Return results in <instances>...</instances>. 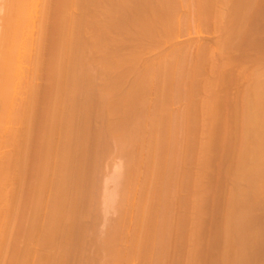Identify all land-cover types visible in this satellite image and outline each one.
Masks as SVG:
<instances>
[{
	"label": "rangeland",
	"instance_id": "1",
	"mask_svg": "<svg viewBox=\"0 0 264 264\" xmlns=\"http://www.w3.org/2000/svg\"><path fill=\"white\" fill-rule=\"evenodd\" d=\"M51 1L52 2H49L51 4L48 5H51V7H46L48 9L45 8V10H50L49 12L51 13L50 20L52 22H49V24H53H50V35H53H49L48 37H52L51 44L53 45H50L53 46L54 49L52 47V49L50 47H46V43L51 42L48 37L46 38V36L48 35L46 33L47 31H49V29L46 31V27L49 25L46 24L47 26L45 27V23H41L42 18L40 19L39 16L42 17V15L40 14H43V12L39 11L40 13H36L38 17L35 18V24L37 27L40 26L38 27L40 29L37 30L36 27V30L34 29L33 31L35 32L34 37L39 39L38 42H42L40 47L38 43L39 50L37 49L36 52L37 57L39 56L38 59H42V62L38 61L39 65H41L40 67L39 65L37 67L39 69L35 77L38 78L32 79L33 81L30 83L37 87L34 89H37L35 93L38 100L36 101L35 98L36 109L34 110V120L32 119L34 124L30 125V132H28V130L26 129L24 131H27V134L29 133L28 136L30 138L32 137L36 142L39 139L38 137L43 136V132H41L43 131L42 127L47 126V124L44 125V123L47 122V117L45 116L47 110L44 108H47L49 104L47 102L49 101V98H46L48 97V94L46 93L47 89H45L47 87V80H45L47 78L45 77L47 76L42 75L46 74L47 71V55H45V53L49 49H51L52 54H54V58L56 57V59H58V65H54L55 72L57 70L56 68L60 69V67H63L65 69V66H61L62 64L60 65L62 59V49L60 51L58 50L61 55L57 54L58 52L56 49H60V47L64 48L63 46L59 45L60 42L65 46L67 44V47L65 48L69 53L67 51L64 53L63 50V55L66 56L68 54L67 60L71 62L68 61V64L66 62L67 60L65 56H63V59L65 58V61L62 59V62L67 63L66 66L70 70H67L66 74H64L66 69L57 70V72L59 73L64 72L63 74L65 76H61L62 73L59 74L61 76L60 78L58 74L55 75L53 81L57 79L56 77H58L60 80L58 79L53 83H56V85H58L57 83L62 79L61 82L65 83V86V81L70 77L71 79L74 78V76L75 81L73 80L74 83L72 82L74 87L70 85L73 91H71V88H69V84H67V87L69 89L66 87V91L65 88H62L65 89V92H61V87H63V84L61 82L59 86H57V88L61 86L60 89L58 88L60 91H58L57 88V90L55 89L54 93L58 91L56 93V95L58 96V93L60 92L59 94H61L62 96L59 95L58 97L59 99L63 98L64 104L63 106L56 105L57 103L60 104L59 99V101L56 100L58 101L57 103L56 101L54 103L53 100H55V97L58 98L57 96L52 99L54 106L56 105V107H61L57 108L61 113L60 115L59 112L56 111L57 109L53 108V110L55 114L58 112L56 114L57 116H55L57 119V123H55L57 125H62V128L58 125V127L61 128H59L61 130V134H59L60 130L55 125L56 127L54 128H57L58 130L53 129L54 133L52 134H54V138L53 136H51V142L54 139L55 141L53 140V144L56 146H61L62 143L66 142L64 133L68 135L66 137L67 142L68 138L70 141V144H67L68 147L66 146V149H71L70 151L67 149L68 153L70 152V154L65 153L66 157H68L65 158L66 160L62 159V161H66V165L68 163V165L71 164L72 167H67L71 168V171L70 169L68 171L71 182H69L70 184L67 183L70 186H68L67 184L64 185L65 187L67 185L68 189L70 187L68 191L64 189L66 190V193H69L70 195L69 197L67 196V199L66 195H64L65 197L62 196V199L64 197L66 200V205H68L67 207L64 202L61 201V199L60 202H62L63 204H60L65 205V210H67L70 207L69 203L74 200L73 198H75L76 201L80 197L79 200H81L82 202H79V200L77 201L78 204L76 202L75 206L80 205L81 203L79 207L77 206V210H74L72 207H70L71 212L74 210V212L77 211V213H71L69 209L67 210L68 214L65 215L66 212L64 211V207H62V211L65 212H62L63 214L60 213V215H62V218H59L58 216L59 220H57L54 217V221L57 222V225H62L61 227H57L55 225L57 229L61 228L59 229L60 231L57 230V233L59 235L54 232L56 231V228L54 225L50 226L49 221L53 220V214L51 213H53V209L58 206V199H56V197L59 198V196H55L57 192L55 193L53 190L56 189L57 191V187L59 186V184L57 183V178L59 175L58 167L60 164L57 163H59L60 161L59 158L61 154L58 155L59 151L57 152L55 146L54 148L56 150H52L53 145L51 144L52 148H49L52 150V152L49 150V152L51 153L50 157H48L49 155H47L48 159H46V157H44L45 159L43 158L44 166L46 165L45 161L47 163V166H50H45L46 169H44L41 167V164V168H39L42 171L44 170L45 173L41 170L37 172V169H39L37 167L38 162H41L40 159L42 158L41 155L40 157H38V155L41 154V150H44V146H42V141L40 142L41 139H39L40 143H34L33 139L31 138V140L29 138L27 140V143H25L27 149L25 148L24 150V153H26L25 156H27L24 158L21 155L22 159H20V162L22 160V163L20 164L24 165L23 168H21L24 170V172L20 174V187L23 188L19 190L22 192V194H19L21 196H19L20 202H17L18 209H21L20 211L14 209L13 211L12 208L14 207L10 208L11 204L14 206L16 203L14 204L12 202L13 200H11L12 196L10 194H7V196H11L7 198L9 199V201H7L9 203L7 204L9 206H2L3 208L7 206L6 209H12V211L10 210L12 213L10 211L9 214L3 212L4 209L0 208L3 212V214H1L0 211V216H5L7 214V217H9L8 215H10V213L12 216L9 217L10 219L8 218V223H5V221L7 220H4L3 216H1L2 218L0 217V223H3L2 220H4V223L7 226L9 224L11 226L13 224H16L14 221L15 217L13 218L16 211H19L16 214L18 218L16 217L15 219L16 222H18L16 224V227L12 226V228H18L19 224H22V222L24 223L25 221L27 222L23 224V226L30 223V220L28 223V218L30 219L31 211H26L30 210L31 205L29 203H31V200H34L35 194L32 193V189L34 188L33 186H35L34 183L37 181V183L43 189L45 180L40 181V178H47L45 182L46 185L44 186L45 189L40 190V193H42V191L44 192L42 193L43 195L38 193V195L42 196H39V199L44 200L45 203L41 201L43 204H41L40 210H37L38 212H36L35 214L36 216H38V218L35 216V222L37 221L40 224L36 222V226L34 228L38 229H35V231L37 230L36 232L31 231L30 235L32 234V237H30L29 235L26 236L25 231L27 230L25 229H28L27 226L29 225H27L26 228L21 225L20 229H22V231L20 229L14 230L17 233L20 230L19 236H21V234L23 236V238H18L15 236V234L13 235L15 237L11 236V229H6V232L8 231L10 233V236L6 232L2 231L4 230V228H2L3 226H1L3 224H0V228H2V230L0 229V232H3L1 234L6 233V235L11 238L10 241V238L8 239L6 235V237L4 235H0V238H7V240H5L4 238V243H2L3 241L0 240V244H2V246L6 245L5 248L4 246L2 247L0 245L2 247L0 248V252H2V249H5L3 252L6 253H1V256H3V259L2 257H0L1 264H12L13 262H15L14 259L16 260V258H13V261L10 259H12V257H15L14 254H16L17 251L13 248H16L17 246L20 249V252H28V256L25 253V257L27 256V258H25V261L23 256V259H21L23 260V262H21H25V264H43L44 262H46V264H59L60 262L62 264H73V262L74 264H264V0H71V3H74L71 5L69 4V6H71L67 7L69 9V12H64V15L67 14L69 16V18L67 17V19L69 22H71L69 23L67 21V23L69 24H67V26L72 32L68 30V39L65 38V35V37L61 38V40L58 39L59 37H61V26L57 23H59L58 16H64L63 14L59 15L60 13H63V10L61 11L60 9L62 6L60 5L62 1L59 0L61 3H58V0ZM0 2L3 1L0 0ZM1 4H4V2L0 3V5ZM169 9L172 10V12ZM175 10L178 11V13ZM2 11H4L3 7L0 8V16L4 15ZM170 12L174 13L177 18H175L174 14H171ZM186 13H189L191 17L195 18H197V15H199L198 17H200L201 20L197 18L199 20L198 22H202V19H205L203 22L204 24L205 22L210 23L211 21L213 26L211 25V23L209 26V23H206L205 26H208V29L206 27L207 30L205 29L204 25H200L201 29H199L198 27L199 30L197 31V28L195 30L191 25L193 31H190V26L188 25V27H186V25L188 24L187 22L191 24V17L189 16V19ZM193 14L196 15L194 16ZM172 16H174L173 22H171L173 19ZM186 16L188 18H186ZM2 17H0L1 21ZM181 17L183 18V21L189 19V21L187 20V22H185V27L189 29V32L186 29L187 33L183 32L185 31V29H183L184 26H182L183 23H179L182 22ZM38 18L41 22L37 20ZM44 21L46 22V19H44ZM175 21L180 24L176 25L177 32L179 31L178 29H180L181 26L183 29L182 32H179L178 34L171 33L175 30H172V25L176 24ZM1 25L2 23L0 24V27ZM57 25H59L60 27ZM176 26L174 28H176ZM178 26L180 27L178 28ZM202 27H204V29ZM56 30H58L59 32ZM236 30L239 32H236ZM40 31L42 32V34L40 33L41 35H45L44 37L39 36ZM57 32L59 33V35ZM69 34L71 38L69 37ZM172 34L175 37H173ZM157 35H160L159 38H161V35H164V37H162L165 38L166 35L165 39L169 40H166V43L163 44L162 41H164L165 39H161L162 41L158 40L160 44H157L155 43L158 42V38H156L158 37ZM40 37H42V40ZM154 38L156 39V41ZM235 38L238 40H236ZM259 38H261L262 41ZM64 39L67 40L68 43L66 42V44H63L62 41H64ZM57 40H60L59 44ZM197 40H199L201 43L197 42ZM151 41L154 42L152 43ZM193 41L198 44L196 46L193 45L192 47L193 43L191 42ZM56 43L58 44V48ZM154 43L157 45H154ZM188 43L189 45H187ZM206 46L207 50H204ZM177 47L183 50L180 49L178 50V52L176 51L178 49ZM185 47L191 50L194 48L198 50L201 47L198 52L200 50L203 51L202 53L196 52L197 50L195 49V52L194 50L187 51ZM208 47L210 48V50L208 49ZM174 49H176L175 51L177 53L174 52ZM224 49L227 52H225ZM243 50L246 52H244ZM38 51H40V54ZM180 51L191 52L192 54L188 53V55L186 54L185 56H182L181 53L183 54V52L180 53ZM210 51H212V54L210 53L209 55L208 52ZM194 53H198L203 61L206 59L204 62L201 60L200 63L197 62L199 66L198 64L196 65V61L199 58H197V60L194 62L195 64L193 62L190 63L189 61L195 60V58L197 57H194ZM200 53L203 55H201ZM55 54H57L58 56H55ZM206 54H208L209 56ZM69 55L71 56V58L69 57ZM221 55L224 58L222 59L223 62H225L226 59L227 62L228 60L230 61V56H232L233 58L235 57L234 59L237 61L233 59L231 60V62L233 61L234 64L241 65V67L239 65L238 67L242 68L243 70L245 69L244 72H240L242 74L241 77H235L236 79L238 78L237 80H234V76L231 73L230 77L233 76V81H237L236 83L233 81H224L226 77L230 80V77L227 76V73L229 72L230 74L231 70H233L234 68H229L230 66H227L229 68V70H227L228 68L225 66L227 69L224 68V70L228 71H226L227 75L225 76V72L223 68H221V66L223 65L221 63L223 62L221 61L219 63L218 60L222 58ZM224 55L226 58L224 57ZM164 56L165 61L167 60V64H163V66L162 62L160 63V61L162 60L160 58ZM166 56H170L172 58V64L176 62V64H173L174 68L170 67V61L172 60L166 59ZM211 56L213 59L211 58ZM209 58H211V63L212 60L214 61V59H217L216 62L214 61V67L218 65V63L221 64L215 67L217 70L214 69L212 70V72H210L211 68L208 69L210 64L208 65L207 62V60H210ZM157 61L159 62L157 63ZM187 61L189 62L187 63ZM177 62H179L181 66L178 65ZM65 63L63 65H65ZM163 63L165 62L163 61ZM181 63H185V65H183L185 67H188L190 64L194 68L195 65L198 72L194 71V69H192V67L190 66V68L183 67ZM55 64H57V60L55 61ZM172 64L171 66H173ZM224 64H226V62ZM72 65L75 66L73 67ZM211 65L213 66V63ZM204 66L206 67L205 70ZM181 67H183V71L180 69ZM232 67L235 66L233 65ZM41 69H45L46 71ZM74 69L81 75L75 72ZM184 69L187 70L185 71ZM188 69L189 71L190 69H192V73L194 75H196L195 73L197 72L198 76L196 75L192 77L191 75L193 74H190V71L188 73L190 74V77H186V72H188ZM71 70H73L74 72H71ZM169 70L171 71L169 72ZM234 70L232 71L233 73H236L237 75L240 74L237 73V70L239 71L240 69H236V71ZM41 71H43V73ZM100 71L101 73H99ZM181 71L182 73L184 72V77H177L179 75L178 72L181 73ZM200 71L201 73H199ZM208 71L213 74L211 75ZM220 71H222L221 76L224 75V79L220 80L222 81V85H217L216 83V86L214 88L215 84L213 83L215 82L213 81V79L215 80L216 74H220ZM248 71L250 74L247 73ZM86 72L88 73L86 74ZM67 73H69V76ZM72 74H74V76H72ZM171 75L173 78L170 77ZM217 76L219 77L220 75ZM158 77L161 78L159 79ZM191 77L195 79V81ZM84 78H88L89 81ZM209 78L211 81L209 80ZM71 79L67 80V83H69ZM205 80L207 85L209 83H212V89L210 88V86L209 89L207 85L206 87L208 88V90L204 85L201 86L202 83L205 84L203 82ZM197 82L199 83L198 85ZM72 83L70 82V84ZM85 83L86 85L89 83V85L86 86ZM44 86L46 87L44 88ZM200 86L202 88L204 86L205 88H203L202 90ZM26 88L27 86L25 87V89ZM25 89L20 91L25 92L28 88L26 90ZM76 91L77 93H75ZM43 93L46 94V96ZM23 95L25 96L26 93H24ZM82 95H85V97ZM24 96L23 98L21 97V100H24ZM43 96H45L44 99ZM41 97L45 101H43ZM65 98L67 100H70L72 98L73 100L71 99V102L69 100L64 101ZM21 100H19V102H21ZM84 100L86 102H83ZM49 102L52 103L51 101ZM60 102H62V100ZM69 102L73 106L71 104L69 105ZM45 104L47 105V107H44ZM79 105L81 106V108ZM66 106H68V109L70 108V113ZM82 109L84 110V112L82 111ZM41 111L45 112L44 117H42L43 113ZM38 112L42 113V115L39 116L40 113ZM79 112L81 114L84 113L85 115L83 114L84 116H82ZM97 113H99V115H97ZM256 114L258 116H256ZM58 115L60 116V118H62L61 121L59 120L60 118L58 119ZM78 116H81L82 118ZM39 117H42L41 119H44L40 120ZM256 118L258 119V121ZM68 119L69 121H67ZM58 120L61 122V124L60 122H58ZM83 125L86 128H84ZM66 126H70L68 127L69 130ZM14 127L17 128L16 125H13V127L11 128H13L14 130ZM36 127L37 129L33 130ZM79 127H81L80 130ZM7 128L9 130V125ZM66 129L68 130L67 132ZM255 129L258 132H256ZM85 132L89 135L84 134ZM100 132L103 133V135ZM104 132L106 135L104 134ZM81 133L83 136H85L82 139L84 141L81 140L79 143H77L80 137H82ZM93 134L94 136H92ZM99 136L101 137V139ZM97 137L99 140L97 139ZM128 139L130 141H128ZM31 142L33 143V145L41 144L40 146L34 145L37 147V150H40V147L43 148L40 151H34V149L36 148H34ZM82 142L84 144L86 143L83 146H86L87 148L80 147L82 146ZM122 145L123 147H121ZM7 147H4L3 150H0L9 153L12 146L10 145L11 148ZM96 147L99 149H97L98 151L96 150ZM80 148L85 149H82V151H85V153L80 154L86 155H84V157L86 158L82 159L85 161L84 168H86L84 170L86 172H83L84 170H81L79 172L77 171V169L79 168L78 165L82 164L80 163L81 156L78 159L79 164H77L78 156L76 155L81 152ZM118 150L119 152H117ZM29 151H31L32 153L36 152L35 154L38 158L35 157V154L33 155ZM49 152L48 154H50ZM96 152H98V154ZM56 155L57 157H55ZM47 160L52 162H48ZM56 161L57 163H55ZM62 161H60V163ZM103 161H105L106 163H103ZM114 164H116V166ZM55 165L58 166L56 167ZM113 165L115 166V168L119 166V169H115ZM29 167L31 169H29ZM54 167H56L57 170ZM74 167L76 169H74ZM81 167H83V165H81L80 168ZM47 168H51L50 170L53 173H51L49 169L47 170ZM30 170L33 172H30ZM114 170L118 171L119 174H116L115 172V174L113 175L111 172L113 171L114 173ZM41 172L47 174V176L45 175V177H43V174L38 176V174H41ZM74 173H85V175L80 174L84 177V179L80 175H76V178L81 177V184L84 183L82 184V187L80 186L81 184H79V182V186L76 185L78 179H74L76 183L75 185H72L74 184L72 183V179L75 178L72 177L75 176ZM109 174H112L113 182L114 179H116V183L114 182L113 184L111 179L110 183L107 182V177H109ZM115 175L118 179L116 177H113ZM24 177L25 179H23ZM27 177L29 179H27ZM37 178L39 181L36 180ZM53 179L54 181H52ZM104 179L107 183H105L106 186L104 184ZM30 181L32 182L30 183ZM78 181H80V178ZM22 182H25V185ZM39 182L42 183V185ZM72 186L78 187V189L76 188L77 191L75 187ZM31 187L33 188L31 189ZM25 188L30 191H27ZM73 188L75 189V191ZM10 189L11 186L7 187V190H9L7 191V193H12L10 192ZM69 191H72V195L75 192L74 196L77 195L79 197L77 199V196L72 197L71 192ZM106 191H109L108 194L106 193ZM78 192L81 195L76 194ZM31 195L33 196V198ZM106 195L112 197H107L104 199L103 196L106 197ZM22 197L28 199H21ZM71 197L73 200L71 199ZM55 201L56 203H54ZM23 202L26 205H23ZM73 203L74 202H72V204ZM55 204L57 205L55 206ZM51 207L53 209H51ZM50 209L52 212H50ZM49 214H51L52 216H50ZM26 215L28 217H26ZM73 216L75 217L73 218ZM11 218H13V220ZM24 218L27 220H25ZM62 219L67 220L68 222L70 221L69 224H67L65 227L69 226L72 222L73 226L71 225V233L70 226L69 230L67 228V231H69L67 232V234L73 235L70 236V240L72 242L69 241V238L68 240H66L65 237L68 236H63V234H61L63 233L62 229L65 228L64 224L67 223V221H63ZM73 219L76 221H73ZM12 221L14 223H12ZM80 224L83 226V230H81L82 226ZM10 225L8 227H11ZM45 225L48 226L47 231L49 227H52V232H54L51 233L52 236L53 234L54 236L57 234L54 240V236L51 238V241L50 239L47 240V237L49 236H47L48 234L45 233V227H47ZM40 226L41 228H39ZM53 229L55 230L53 231ZM50 230L51 228L49 229V232H47L49 233V235ZM13 233L14 232L12 231V234ZM28 236L30 237V240ZM15 238L17 241L20 240L21 242L18 241L20 242L18 243ZM31 238L32 241L34 240L32 243H30ZM39 238H41V241L39 240ZM15 243H17L18 245H15ZM61 244L63 246H61ZM13 245L15 247H13ZM23 247L24 249L27 248L26 251L23 249ZM78 247L81 249H79ZM60 248L62 249V251ZM8 249L11 251H9ZM6 250H8L9 252H7ZM51 250H54L53 253ZM15 251L16 253H14ZM63 251L64 253L67 251V254H64ZM20 252L16 254V257L18 254H20ZM11 253L13 256L11 255ZM71 253L73 254V257ZM23 254L21 253L20 255ZM45 254L48 258H44ZM62 256L67 258H65L63 261L64 257ZM59 257H62L61 260L63 262L59 261ZM51 258H54V262ZM47 259H49L50 263L49 261H47ZM66 259L68 261H66Z\"/></svg>",
	"mask_w": 264,
	"mask_h": 264
},
{
	"label": "bare ground",
	"instance_id": "2",
	"mask_svg": "<svg viewBox=\"0 0 264 264\" xmlns=\"http://www.w3.org/2000/svg\"><path fill=\"white\" fill-rule=\"evenodd\" d=\"M3 2H4V4H1L0 6H2L3 8H4V11H2L3 13H4V15H2V16H0V17H2V21H1V18H0V24L2 23V25H1V29H0V149L1 150H3V148L4 147H7L9 144L12 146V148L10 147V145L8 146V147H10L11 148V150H10V152L8 153V152H3V151H1L0 152V208H2V209H4L3 210V212H6V213H8L9 214V211L11 210L12 211V209H13V211H14V209L15 210H19L20 211V209L21 208H19L18 209V203L20 202V195L19 194H22V192L20 191L21 190V188H23V187H20V180H21V173L22 172H24V170L23 169H21V168H23V166L24 165H22V164H20V163H22V160H21V162H20V159H22L21 158V155H22V157H26L25 156V154L26 153H24V150H25V148H26V144L25 143H27V140L30 138L29 136H28V134H27V131H24L25 129L26 130H28V132H30L29 130H30V125H33L34 123H33V116H34V110L36 109L35 108V98H36V90L37 89H34V88H37L35 85H33V84H30L33 80L32 79H36V78H38V77H35L36 75H37V72H38V69L39 68H37L38 67V65H39V62L42 60H39L38 59V57H37V55H36V52H37V49H38V43H39V47L41 46V44H42V42L40 43V42H38V40L39 39H37L36 37H34V29L37 27L36 26V22H35V18L36 17H38V15L36 14L37 12H39V11H42L43 12V14L41 13L40 15H42V17H40L39 16V18L42 20V22L39 20V18L37 19V20H39V22H41V23H45V27L47 26V25H49L50 26V24H49V22H52L50 19H51V17H50V15H51V13L48 11V10H45V8L46 7H51V5L50 6H48L49 4H51V3H49V2H52L51 0H2ZM59 1V0H58ZM60 1H62V3L60 2ZM58 3H61L60 5H62L61 6V11L63 12V13H60V12H58V13H60L59 15H61V14H65L66 12L68 13L69 11V9L67 8V7H71V6H69V4L71 5V4H73V3H71V0H70V3H69V0H60ZM3 2H0V3H3ZM39 2H40V4H39ZM187 4V3H186ZM4 5V6H3ZM58 5V4H57ZM59 5V6H60ZM189 5V4H188ZM59 6H57V7H59ZM179 6V5H178ZM2 7H0V8H2ZM172 7V6H171ZM180 8V7H179ZM188 8V7H187ZM46 9H48V8H46ZM181 9H182V7H181ZM181 9H178V10H181ZM2 10V9H1ZM58 10V9H57ZM67 10V11H66ZM170 10V9H169ZM174 10V9H173ZM176 10H177V8H176ZM175 10V11H176ZM187 10V9H186ZM191 10V9H190ZM59 11V10H58ZM171 12H172V10H170ZM44 12H45V15H44ZM65 12V13H64ZM170 12V13H171ZM177 13H178V11H176ZM183 12H184V10H183ZM186 12V11H185ZM40 13V12H39ZM182 13V12H181ZM196 13V12H195ZM171 14H174V13H171ZM171 14H170V17H171ZM187 14V16L189 17H191V15L189 14V13H186ZM186 14H184V15H186ZM67 15V14H66ZM64 15L63 17H60V16H58V19H59V23H57V24H59L60 26H61V28H60V31H61V37H59L58 39H60L61 40V38H63V37H65V35H66V39H68L67 37V33H68V30H69V27L67 26V21H68V19H67V17L69 18V16L67 15ZM176 15H180V14H176ZM194 15V14H193ZM196 15V14H195ZM194 15V16H195ZM70 16H72V15H70ZM174 16H175V14H174ZM174 16H172L173 17V19H172V21L171 22H173V20H174ZM186 16V18H188ZM199 15H197V18H199L200 20H201V18L200 17H198ZM60 17V18H59ZM168 17V16H167ZM183 17V16H182ZM181 17V18H182ZM190 17H189V19H190ZM62 18V19H61ZM175 18H177L176 16H175ZM180 18V17H179ZM197 18H195V17H191V19H190V21H191V24L189 23V22H187V20L189 21V19H187V20H185V21H183V18H182V22H179L180 24H182L183 23V25L182 26H184V28L183 29H185V31H183V32H185V33H187V31L189 32V29H187L186 27H188V25L190 26L189 28H191V25L193 26V28L196 30V28H197V31L199 30V29H201L200 28V25H204V27H205V29H206V27H207V29H208V26L210 25V23H211V21H210V23L209 22H205V24L206 23H209L208 24V26L206 25L205 26V24L203 23L204 22V20L205 19H202V22L200 21V22H198L199 20L197 19ZM204 18V17H203ZM44 19H46V22L44 21ZM61 19V20H60ZM71 19V18H70ZM230 19V18H229ZM36 20V21H37ZM63 20V21H62ZM176 20V19H175ZM179 21V20H178ZM232 21V20H231ZM60 22H62V23H60ZM69 22V21H68ZM71 22V21H70ZM69 22V23H70ZM176 22V21H175ZM185 22H187L188 24L186 25V23ZM219 22V21H218ZM217 22V23H218ZM222 22V21H221ZM86 23V22H85ZM179 23H177L176 22V24H173L172 26H173V29L172 30H174V31H176V32H171V33H179V32H182V26L180 27V26H178V28L180 27V29H178L179 31L177 32V24H179ZM200 23V24H199ZM47 24V25H46ZM172 24V23H171ZM179 24V25H180ZM40 25V24H39ZM51 25H53V24H51ZM59 25H57V26H59ZM69 25V24H68ZM71 25V24H70ZM169 25V24H168ZM185 25H186V27H185ZM211 25H212V23H211ZM42 26V25H41ZM49 26H47L46 27V31L49 29V31H47V33L46 34H48L47 36H46V38L50 35V29H51V26L49 27ZM59 26V27H60ZM176 26V28H174ZM213 26V25H212ZM211 26V27H212ZM38 27H40V26H38ZM37 27V30L38 29H40V28H38ZM44 27V28H45ZM59 27H58V29H59ZM171 27V26H170ZM198 27H199V29H198ZM204 27H202L203 29H204ZM43 28V29H44ZM57 28V27H56ZM71 28V27H70ZM73 28V27H72ZM193 28H191L190 29V31L193 29ZM220 28V27H219ZM25 29V30H24ZM42 29V30H43ZM186 29H187V31H186ZM206 29V30H207ZM210 29V28H209ZM233 29V28H232ZM36 30V29H35ZM41 30V31H42ZM169 30V29H168ZM194 30V31H195ZM211 30V29H210ZM39 32V34L41 33L42 34V32ZM45 31V30H44ZM56 31H58V30H56ZM70 32H72L71 30H69ZM159 31H161V30H159ZM159 31H158V33H159ZM193 31V30H192ZM227 31V30H226ZM52 32H53V30H52ZM51 32V33H52ZM59 32V31H58ZM57 32V33H58ZM225 32V31H224ZM236 32H239V31H237L236 30ZM235 32V33H236ZM38 33V32H37ZM45 33V32H44ZM227 33V32H226ZM38 34V35H39ZM39 35V36H43V35ZM72 34V33H71ZM153 34V33H152ZM164 34V33H163ZM166 34V33H165ZM173 34H172V36H173ZM228 34V33H227ZM226 34V35H227ZM53 35V34H52ZM52 35H50V36H52ZM58 35H59V33H58ZM154 35V34H153ZM156 35V34H155ZM225 35V34H224ZM231 35V34H230ZM238 35V34H237ZM35 36H37V35H35ZM38 36V37H39ZM45 36V35H44ZM43 36V37H44ZM158 36V35H157ZM160 36V35H159ZM159 36L158 37H156V38H158L157 39V41L159 40V41H162V40H164L165 38H166V35H165V38H163L164 37V35H161V38H159ZM163 36V37H162ZM235 36V35H234ZM260 36V35H259ZM54 37V36H53ZM56 37H57V35H56ZM69 37H70V34H69ZM173 37H175V36H173ZM223 37V36H222ZM230 37V36H229ZM233 37V36H232ZM237 37V36H236ZM239 37V36H238ZM258 37V36H257ZM41 38V40H42V37H40ZM52 38V37H51ZM50 37H48V39H50V41L52 40ZM71 38V37H70ZM167 38H168V36H167ZM231 38V37H230ZM155 39V38H154ZM162 39V40H161ZM233 39V38H232ZM236 39V38H235ZM234 39V40H235ZM260 40H261V38H259ZM60 40H57L58 41V44H59V42H60ZM150 40V39H149ZM166 40H169V39H165L164 41H162L163 42V44L164 43H166ZM191 40H194V39H191ZM223 40V39H222ZM236 40H238V39H236ZM49 41V42H50ZM70 41V40H69ZM155 41H156V39H155ZM155 42V43H159L160 44V42ZM171 41V40H170ZM217 41V40H216ZM262 41V40H261ZM264 41V40H263ZM45 42V41H44ZM46 42H47V39H46ZM55 42V41H54ZM63 42V44H66V42H67V40H65L64 39V41H62ZM65 42V43H64ZM152 43L154 42V41H151ZM188 42H189V40H188ZM197 42H199V43H201L199 40H197ZM214 42V41H213ZM233 42V41H232ZM241 42V41H240ZM52 43V41L50 42V43H46V47L47 48H53L54 49V47L53 46H51V45H53V44H51ZM68 43V42H67ZM154 43V45H157V44H155ZM191 43H193L192 44V47H193V45H197L198 43H196V42H191ZM191 43H190V46H191ZM228 43V42H227ZM234 43V42H233ZM236 43V42H235ZM258 43H261V42H258ZM48 44H49V46H48ZM51 44V45H50ZM58 44L56 43V45H57V48H58ZM263 44V43H262ZM56 45H54V46H56ZM59 45H61V46H63L64 48H61L60 47V49H56L57 50V52H55V53H57V54H59V55H61L62 54V59H63V56H65V55H63L66 51H67V49L65 48V47H67V44H66V46L65 45H62L61 44V42H60V44ZM70 45V44H69ZM153 45V44H152ZM175 45V44H174ZM173 45V46H174ZM186 45V44H185ZM187 45H189V43L187 44ZM200 45V44H199ZM71 46V45H70ZM84 46V45H83ZM144 46V45H143ZM194 46V47H195ZM205 46V45H204ZM261 46V45H260ZM179 47V46H178ZM177 47V48H178ZM183 47V46H182ZM189 47V46H188ZM191 47V48H192ZM202 47V46H201ZM201 47L199 48V49H201ZM213 47H214V45H213ZM230 47H232V46H230ZM51 48V49H52ZM83 48V47H82ZM203 48V47H202ZM206 48V49H205ZM204 48V50H207V46ZM212 48V47H211ZM217 48H218V44H217ZM262 48V47H261ZM43 49V48H42ZM41 49V50H42ZM51 49H46V50H48L46 53H45V55H47L46 57V59H47V61H46V70L45 69H41V70H45L46 71V74H42L43 73V71H41L42 73V75H46L47 77H45V76H43V77H45V78H47V79H45V80H47V87L46 86H44V88L45 89H47V91H46V93L48 94V97H46L47 99L49 98V101H51L52 103H50L49 101H47L49 104H48V107H47V105L45 104L44 105V107H47V108H44V109H46V110H44V111H46V113L45 112H42L43 110V107H42V113H43V116L42 117H44V113H45V116L47 117H45L46 118V120H47V122L46 123H44V125L45 124H47V126H44V127H46V128H44V127H42L43 128V131H41V132H43V136H40V137H38L39 139H41L40 140V142L42 141V146H44V150H41L42 148L40 147V150H41V154H39L38 155V157H40V155H41V159H40V161L41 162H38V165L37 164H35V165H37V167L39 168L40 166H41V164H42V168H44V169H46V167H49L50 165H48L47 166V163H46V161H45V166H44V162H43V158L44 157H46V159H48V157H50V155H51V153L49 152V150L52 152V150L53 149H55L54 148V146L56 147V149H57V152H58V155L59 154H61L60 155V161H62V159L64 160L65 158H67L66 157V154L65 153H68V151H67V149H66V146L68 147V145L67 144H70V141H69V138H68V142H67V134L66 133H64V138H65V143H62V145L61 146H59L58 144V146H56V145H54L53 144V140H52V142H51V136H53L54 134H52V133H54L53 132V129H55L54 127H56L57 126V128L59 129L62 125H59L60 127H58V125L56 124L57 122H56V117L55 116H57L56 114L59 112L58 111V109L57 108H59L61 105L63 106V104H64V102H63V98L62 99H59V95H61V94H59L58 93V96L56 95V93L58 92V91H60L59 89H60V87H58L57 88V86H59V84H60V82L62 81V79H61V81H59L57 84L58 85H56V83L54 84L53 82L54 81H56V80H58L61 76H65L64 74H66V71L67 70H70L69 68H67V66H66V64L68 63V61L69 60H67V55L65 56V58H66V62L67 63H65V62H62L63 60L65 61V58L62 60L61 58V62H60V65L61 66H65V69L63 68V67H60V69H63V70H65V73L63 74L62 72V74L61 73H59V72H57V70H60L59 68H56L57 70H56V72L54 71L55 70V66H57L58 65V59H56V57L54 58V54H52V52H51ZM62 49V50H61ZM71 49V48H70ZM181 49V48H180ZM179 48L176 50V49H174V52H176V51H178V50H180ZM185 49H187L186 47H185ZM189 49V48H188ZM187 49V51H192V50H197L196 48H194V49H189L188 50ZM198 49V50H199ZM208 49L210 50V48L208 47ZM227 49V48H226ZM259 49V48H258ZM263 49H264V45H263ZM262 49V50H263ZM39 50V49H38ZM55 50V51H56ZM61 50V54H60V52L59 51ZM63 50H64V53H63ZM176 50V51H175ZM181 50H183V49H181ZM195 50H194V52H195ZM198 50L196 51V52H198ZM212 50V49H211ZM225 50V49H224ZM43 51V50H42ZM203 51V50H202ZM202 51L200 50L199 52H201L202 53ZM218 51V50H217ZM216 51V52H217ZM220 51V50H219ZM244 51V50H243ZM264 51V50H263ZM39 52V54H40V51H38ZM68 52V51H67ZM179 52V51H178ZM181 52H183V51H180V53ZM198 52V53H199ZM225 52H227L226 50H225ZM225 52H224V54H225ZM239 52V51H238ZM244 52H246V51H244ZM49 53V54H48ZM53 53H54V51H53ZM69 53V52H68ZM177 53V52H176ZM188 53H190V54H192L191 52H183V54L181 53V55L182 56H185L186 54L188 55ZM197 53V54H198ZM200 53V54H201ZM205 53V52H204ZM209 53V55H210V53L212 54V51H210V52H208ZM214 53V52H213ZM220 53V52H219ZM218 53V54H219ZM222 53H223V51H222ZM221 53V54H222ZM241 53V52H240ZM38 54V53H37ZM57 54H55V56H58ZM196 53H194V57L195 56H197L196 58H195V60H189L190 61V63H194L196 60H197V58H199L197 61H196V65L198 64L197 62H199L200 63V60L201 61H203V59L201 58V56H199V54L197 55ZM228 54V53H227ZM242 54V53H241ZM241 54H240V56H241ZM246 54V53H245ZM258 54V53H257ZM262 54V53H261ZM264 54V53H263ZM41 55H42V53H41ZM40 55V56H41ZM71 55V54H70ZM69 55V57L71 58V56ZM174 55H175V53H174ZM201 55H203V54H201ZM206 55H208V54H206ZM208 55V56H209ZM223 55V54H222ZM221 55V56H222ZM191 56V55H190ZM205 56V55H204ZM230 56V55H229ZM137 57V56H136ZM135 57V58H136ZM167 58L166 59H168V60H172V58L169 56H166ZM176 57V56H175ZM189 57V56H188ZM192 57H193V55H192ZM192 57H191V59H192ZM216 57H217V54H216ZM219 57V56H218ZM224 57H225V55H224ZM231 58H229V59H231V60H233L234 58L232 57V56H230ZM264 57V56H263ZM41 58V57H40ZM57 58H59V57H57ZM160 58V57H159ZM165 56L164 57H161L160 59H162L161 61H160V63L162 62V65L164 64V65H166L167 63H166V61H165ZM171 58V59H170ZM174 58V57H173ZM185 58V57H184ZM211 58H212V56H211ZM211 58H209L210 60H207V62H208V65L210 64V66H209V68L208 69H210V72H212V70H214V69H216L215 67H217L218 65H221V64H223L224 65V67H223V65L221 66V68H223V70H224V68L225 69H227L228 67L227 66H230L229 68H234L233 70L234 71H236V69H240L239 71L237 70V73H242V72H244V70L242 69V68H240L241 67V65H239V64H234V62L232 61L231 62V60L229 61L228 60V62H227V59L225 60V62H226V64L228 63L229 64V62H230V64L228 65H226V64H224L225 62H223V60L222 59H224L223 58V56H222V58L221 59H218L219 60V63L222 61L223 63H221V64H219L218 63V65H216L215 67H214V63L216 62V60L214 59V61L212 60V63H213V66L211 65L212 63H211ZM226 58V57H225ZM228 58V57H227ZM38 59V60H37ZM45 59V60H46ZM57 60V64H55V61ZM194 59V58H193ZM213 59V58H212ZM240 59V58H239ZM258 59V58H257ZM36 60H37V62H36ZM77 60V59H76ZM140 60V59H139ZM206 60V59H205ZM204 60V61H205ZM235 60V59H234ZM263 60V59H262ZM39 61V62H38ZM60 61V60H59ZM75 61V60H74ZM78 61V60H77ZM77 61H76V64H77ZM159 61H157V63L159 62ZM163 61L165 62V63H163ZM176 61V60H175ZM174 61V62H175ZM189 61H187V63L189 62ZM203 61V62H204ZM235 61H237V60H235ZM42 62V61H41ZM69 62H71V61H69ZM171 62H173V60L172 61H170V63ZM210 62V63H209ZM255 62V61H254ZM38 63V64H37ZM65 63V65H63ZM159 63V64H160ZM178 63V65H180V63L179 62H177ZM186 63V64H187ZM256 63V62H255ZM41 64H44V63H41ZM69 64V63H68ZM70 64H73V63H70ZM75 64V63H74ZM172 64V63H171ZM171 64H170V67L172 68H174V65L173 64H176V62L175 63H173L172 65L173 66H171ZM182 64V63H181ZM195 64V63H194ZM194 64H192V65H194ZM205 64V63H204ZM204 64H202V65H204ZM55 65V66H54ZM163 65V66H164ZM169 65V64H168ZM167 65V66H168ZM177 65V66H178ZM183 65H185V63H183L182 64V66ZM202 65H201V67H202ZM235 66V67H232V66ZM238 65L240 66V67H238ZM257 65H259V64H257ZM41 65H39V67H40ZM43 66V65H42ZM73 66V65H72ZM75 66V65H74ZM73 66V67H74ZM181 66V65H180ZM189 66L190 67H192V69H194V71H197V69H196V67H195V65H194V68H193V66H191L190 64H189ZM188 66V67H189ZM198 66H199V64H198ZM212 66V67H211ZM227 68H226V67ZM44 67V66H43ZM69 67V66H68ZM78 67V66H77ZM183 67H185V66H183ZM183 67H181L180 69L183 71ZM188 67H185V68H188ZM189 67V68H190ZM205 67V66H204ZM214 67V68H213ZM237 67V68H236ZM170 68V69H171ZM219 68H220V66H219ZM229 68L227 69V70H229ZM245 68V67H244ZM192 69H190V71H189V69H188V72H186L187 73V75H186V77H190V74H193L192 72ZM196 69V70H195ZM202 69V68H201ZM206 69V67L204 68V70ZM207 69V70H208ZM242 69V70H241ZM249 69V68H248ZM63 70H61V71H63ZM75 70V69H74ZM172 70V69H171ZM171 70H169V72L171 71ZM185 70V69H184ZM187 70V69H186ZM185 70V71H186ZM203 70V69H202ZM217 70V69H216ZM226 70V71H227ZM231 70V69H230ZM233 70H231V72H230V74H229V72L226 74V71L224 70V72H225V76L227 75L228 77H230V75H231V73H232V75L234 76H232L233 78H234V80H237L235 77H241L242 76V74L240 73V74H236V73H233L232 71ZM174 71V70H173ZM176 71V70H175ZM178 71H179V68H178ZM182 71H181V73L180 72H178V74L180 75H178L177 77H184V75H183V73H182ZM246 71H247V68H246ZM71 72H74L73 70H71ZM75 72H77L76 70H75ZM85 72V71H84ZM190 72V74H188ZM198 72V71H197ZM197 72L195 73L196 75H197ZM209 72V71H208ZM209 72V73H210ZM218 72H219V70H218ZM221 73L220 74H216V78H215V80L213 79V81L215 82V83H213V84H215L214 85V88H215V86H216V83H217V85H222V81H220V80H223L224 79V75H222L221 76V74H222V71H220ZM224 72H223V74H224ZM56 73V74H55ZM78 74H79V72H77ZM76 73V74H77ZM88 72H86V74H87ZM91 73V72H90ZM99 73H101V71L99 72ZM166 73V72H165ZM173 73V72H172ZM199 73H201V71L199 72ZM248 74H250L249 73V71L247 72ZM39 74H40V72H39ZM58 74V76H59V78L58 77H56L57 79L56 80H54L53 81V79H54V77H55V75H57ZM59 74H61V76L59 75ZM68 74V76H69V73H67ZM75 74V73H74ZM74 74H72V76H74ZM95 74V73H94ZM211 74V73H210ZM213 74V73H212ZM211 74V75H212ZM236 74V75H235ZM245 74V73H244ZM79 75H81V74H79ZM161 75V74H160ZM175 75V74H174ZM182 75V76H181ZM196 75H191L192 77H194V76H196ZM217 75H220L219 77L217 76ZM67 76V75H66ZM176 76V75H175ZM198 76V75H197ZM62 77V78H63ZM89 77V76H88ZM164 77V76H163ZM162 77V78H163ZM166 77V76H165ZM170 77H172V75L170 76ZM188 77V78H189ZM191 77V78H192ZM212 77H214V76H212ZM221 77V78H220ZM232 77H230V80H229V78L227 79V77H226V79H224V81L226 80V81H233V78ZM67 78H69V77H67ZM74 78H75V76H74ZM74 78H72L71 79V77L69 78V79H71V83L73 82L74 83ZM149 78V77H148ZM159 78V77H158ZM161 78V77H160ZM159 78V79H160ZM169 78V77H168ZM173 78V77H172ZM211 78V77H210ZM210 78H209V80H210ZM218 78V79H217ZM220 78V79H219ZM231 78H232V80H231ZM69 79H67V80H69ZM84 79H86V80H88V78H84ZM90 79V78H89ZM94 79H96V78H94ZM158 79V80H159ZM182 79V78H181ZM193 79V78H192ZM191 79V80H192ZM212 79V78H211ZM44 80V81H45ZM60 80V79H59ZM64 80H65V78H64ZM63 80V81H64ZM67 80L65 81L66 82V85L64 86V84L65 83H62L63 84V87H61V92L62 91H64L65 92V89H66V87L68 86L67 84H69V88H71V86H73V83L72 84H70V82L69 83H67ZM74 80V81H73ZM149 80V79H148ZM165 80H167V79H165ZM171 80V79H170ZM190 80V81H191ZM194 81H195V79H193ZM206 80H207V78H206ZM206 80L205 81H203L205 84H201V86L202 85H204L205 87H206ZM219 80V81H218ZM80 81H81V79H80ZM89 81V80H88ZM91 81V80H90ZM160 81V80H159ZM162 81V80H161ZM182 81V80H181ZM197 81V80H196ZM211 81V80H210ZM239 81V80H238ZM86 82V81H85ZM179 82V81H178ZM183 82V81H182ZM193 82V81H192ZM199 82H200V80H199ZM218 82H220V83H218ZM233 82H235V81H233ZM237 82V81H236ZM235 82V83H236ZM77 83V82H76ZM87 83V82H86ZM86 83H85V85H86ZM207 83H209V82H207ZM225 83H227V82H225ZM229 83V82H228ZM231 83V82H230ZM234 83V84H235ZM25 84V85H24ZM35 84V83H34ZM46 84V83H45ZM179 84V83H178ZM199 83L197 82V85H198ZM210 84V83H209ZM207 85L208 86V88H209V86H210V88H211V84L210 85ZM23 85V86H22ZM33 85V86H32ZM71 85V86H70ZM75 85V84H74ZM80 85V84H79ZM87 85H89V83L87 84ZM86 85V86H87ZM189 85V84H188ZM194 85V84H193ZM196 85V86H197ZM230 85V84H229ZM27 86V90L25 89V87ZM35 86V87H34ZM191 86V85H190ZM195 86V87H196ZM200 86V87H201ZM203 86V88H205ZM74 87V86H73ZM198 87V86H197ZM219 87V86H218ZM22 88V89H21ZM58 89V91L56 92V93H54L55 92V89ZM62 88H65V89H62ZM68 88V87H67ZM68 88V89H69ZM77 88V87H76ZM81 88V87H80ZM203 88L201 87V89L203 90ZM207 88V87H206ZM208 88H207V90H208ZM209 88V89H210ZM212 88H213V85H212ZM211 88V89H212ZM220 88H221V86H220ZM226 88H227V86H226ZM26 90L25 92H23V91H20V90ZM56 89V90H57ZM86 89V88H85ZM217 89V88H216ZM225 89V88H224ZM35 90V91H34ZM188 90H189V88H188ZM194 90V89H193ZM206 90V89H205ZM226 90V89H225ZM66 91H67V89H66ZM71 91H73L72 90V88H71ZM211 91V90H210ZM214 91V90H213ZM38 92V91H37ZM84 92V91H83ZM178 92V91H177ZM187 92H189V91H187ZM212 92V91H211ZM24 93H26V97L23 95ZM45 93V92H44ZM43 93V94H44ZM68 93H70V92H68ZM75 93H77V91L75 92ZM79 93V92H78ZM214 93H216V92H214ZM214 93H212V94H214ZM225 93V92H224ZM38 94V93H37ZM80 94H81V92H80ZM83 94V93H82ZM85 94V93H84ZM45 96H46V94H44ZM23 96H24V100L22 99L21 100V97L23 98ZM38 96H40V95H38ZM45 96H43V99L45 98ZM55 96H57L58 98H56ZM62 96V95H61ZM61 96H60V98H61ZM67 96V95H66ZM68 96H69V94H68ZM77 96H78V94H77ZM82 96H84L85 97V95H82ZM54 97H55V100H53L54 101V103H55V101L56 100H62V102H60L59 100V103L60 104H58L57 102L58 101H56V105H60V106H58V107H56V105L54 106V103H53V101H52V99H54ZM73 97V96H72ZM40 98V97H39ZM70 98V97H69ZM89 98V97H88ZM41 99H42V97H41ZM42 99V100H43ZM72 99V98H71ZM70 99V100H71ZM75 99V98H74ZM81 99V98H80ZM84 99V98H83ZM19 100H21V102H19ZM38 99L36 98V101H37ZM42 100H40V101H42ZM67 99L65 98V100L64 101H66ZM69 100V99H68ZM67 100V101H68ZM69 100V101H70ZM73 100V99H72ZM43 101H45V100H43ZM47 102H45V103H47ZM71 102V101H70ZM69 102V105L71 104ZM83 102H86L85 100L83 101ZM62 103V104H61ZM72 103H73V101H72ZM82 103V102H81ZM42 104V103H41ZM44 104V103H43ZM83 104V103H82ZM38 105H39V103H38ZM37 105V106H38ZM54 107H53V106ZM66 105V104H65ZM72 105V104H71ZM86 105V104H85ZM43 106V105H42ZM73 106V105H72ZM80 106V105H79ZM56 107V108H55ZM65 107V106H64ZM68 106H66V108H67ZM71 107V106H70ZM83 107V106H82ZM86 107V106H85ZM53 108L54 109H57L56 111H58L56 114L54 113V110H53ZM61 108V107H60ZM76 108V107H75ZM80 108H81V106H80ZM79 108V109H80ZM68 109V108H67ZM78 109V108H77ZM87 109V108H86ZM40 110V109H39ZM63 110H64V108H63ZM70 110V108L68 109V111ZM74 110V109H73ZM81 110V109H80ZM88 110V109H87ZM75 111V110H74ZM73 111V112H74ZM78 111V110H77ZM82 111L84 112V110L82 109ZM64 112V111H63ZM72 112V113H73ZM86 112V111H85ZM90 112V111H89ZM38 113H40V112H38ZM37 113V114H38ZM42 113H40V115L39 116H41L42 115ZM68 113V112H67ZM69 113H70V111H69ZM78 113V112H77ZM80 113V112H79ZM61 113L59 112V115H60ZM81 114V113H80ZM84 113H82L81 115L82 116H84L83 115ZM258 114V113H257ZM256 114V116H258ZM58 115V119L60 118V116ZM67 115V114H66ZM72 115H74V114H72ZM77 115V114H76ZM95 115V114H94ZM97 115H99V113H97ZM64 116V115H63ZM36 117H37V115H36ZM42 117H39V119L40 120H43V119H41ZM77 117V116H76ZM78 117H81V116H78ZM89 117V116H88ZM88 117H87V119H88ZM35 118V117H34ZM64 118V117H63ZM82 118V117H81ZM80 118V119H81ZM33 119V120H32ZM76 119H78V118H76ZM86 119V118H85ZM85 119H84V121H85ZM257 119V118H256ZM36 120V119H35ZM60 121L62 120V118H60L59 119ZM58 120V122H60ZM66 120V119H65ZM67 121H69V119L67 120ZM66 121V122H67ZM76 121V120H75ZM79 121H81V120H79ZM89 121V120H88ZM87 121V122H88ZM257 121H258V119H257ZM44 122V121H43ZM56 122V123H55ZM55 123V124H54ZM64 123V122H63ZM68 123V122H67ZM71 123V122H70ZM10 124H13L14 126L16 125L17 126V128H15L14 127V130H13V128H11V127H13V125H10ZM60 124H61V122H60ZM72 124V123H71ZM77 124H78V122H77ZM87 124V123H86ZM258 124V123H257ZM8 125H9V130H8ZM56 125V126H55ZM66 125V124H65ZM65 125H64V127H65ZM82 125V124H81ZM11 126V127H10ZM71 126V125H70ZM70 126H68V127H70ZM75 126V125H74ZM80 126V125H79ZM84 126V125H83ZM258 126V125H257ZM257 126H256V128H257ZM67 127V126H66ZM67 127V128H68ZM88 127V126H87ZM10 128H11V130H10ZM56 128V129H57ZM62 128V127H61ZM60 128V129H61ZM80 128L81 127H79V130H80ZM84 128H86L85 126H84ZM89 128V127H88ZM35 129H37V127L36 128H34L33 130H35ZM55 129V130H56ZM57 129V130H58ZM59 129V130H60ZM40 130V129H39ZM68 130H69V128H68ZM67 129H66V132L68 131ZM73 130H76V129H73ZM78 130V131H79ZM65 131V130H64ZM88 131V130H87ZM86 131V132H87ZM90 131V130H89ZM103 131V130H102ZM255 131L256 132H258L256 129H255ZM37 132V131H36ZM84 133V134H87V133ZM39 133V132H38ZM98 133V132H97ZM101 133V132H100ZM59 134H61V130H60V133ZM63 134V133H62ZM99 134V133H98ZM102 135H103V133H101ZM104 134H105V132H104ZM111 134V133H110ZM37 135V134H36ZM35 135V136H36ZM71 135H73V134H71ZM87 135H89V134H87ZM100 135V134H99ZM106 135V134H105ZM34 136V137H35ZM61 136V135H60ZM73 136H75V135H73ZM78 136V135H77ZM81 136L82 137H80V139H79V141L77 142V143H79L82 139H83V137H85V136H83L82 135V133H81ZM92 136H94V134L92 135ZM114 136V135H113ZM57 137V136H56ZM55 137V138H56ZM89 137V136H88ZM100 137V136H99ZM32 138V137H31ZM30 138V139H31ZM37 138V139H38ZM53 138H54V136H53ZM64 138H63V140H64ZM33 139V138H32ZM31 139V140H32ZM39 139H38V141L36 142L34 139H33V142L35 143H38L39 142ZM97 139H98V137H97ZM100 139H101V137H100ZM57 140H58V138H57ZM75 140V139H74ZM88 140V139H87ZM86 140V141H87ZM99 140V139H98ZM103 140V139H102ZM101 140V141H102ZM122 140H123V138H122ZM55 141V140H54ZM82 141H84V140H82ZM113 141V140H112ZM128 141H130L129 139H128ZM39 142V143H40ZM60 142V141H59ZM62 142V141H61ZM116 142V141H115ZM258 142V141H257ZM32 143V142H31ZM51 144L53 145V148H52V146H51ZM86 144V143H85ZM83 142H82V146H80V147H86V146H83V145H85ZM99 144V143H98ZM117 144H118V142H117ZM122 144V143H121ZM32 145H33V143H32ZM34 145H36V144H34ZM33 145V146H34ZM38 145V144H37ZM36 145V146H37ZM41 145V144H40ZM40 145H38V146H40ZM89 145V144H88ZM102 145V144H101ZM104 145V144H103ZM116 145V144H115ZM123 145H125V144H123ZM123 145L121 146V147H123ZM128 145V144H127ZM36 146H34V148H36V149H34V151H40V150H37V147ZM72 146V145H71ZM106 146V145H105ZM119 146V145H118ZM7 147V148H8ZM52 148V150L51 149H49V148ZM98 147H99V145H98ZM117 147V146H116ZM120 147V146H119ZM126 147H128V146H126ZM70 148V147H69ZM76 148V147H75ZM87 148V147H86ZM27 149V148H26ZM55 149V150H56ZM65 149H66V151H65ZM82 149L83 148H80V150H81V152H79V150H78V152H79V154L78 155H76V156H78L77 157V164H79L78 163V159L80 158V156H81V158H80V163H82V164H80V165H78V169H77V171L79 172V171H83L85 168H84V166H85V161L84 160H82V159H85L86 157H84V155H81L80 153H85V151H82ZM98 148L96 147V150H97ZM104 149V148H103ZM122 149V148H121ZM121 149H120V152H121ZM69 151L71 150V149H68ZM83 150H85V149H83ZM99 150V149H98ZM97 150V151H98ZM124 150V149H123ZM127 150V149H126ZM255 150H257V149H255ZM102 151H104V150H102ZM101 151V152H102ZM128 151V150H127ZM29 152H31V151H29ZM43 152V153H42ZM48 152L50 153V154H48ZM56 152V153H57ZM117 152H119V150L117 151ZM123 152V151H122ZM32 153V152H31ZM36 153V152H35ZM34 152L32 153L33 155L35 154ZM39 153V152H38ZM54 153V152H53ZM97 154H98V152H96ZM126 153V152H125ZM245 153V152H244ZM23 154H24V156H23ZM28 154V153H27ZM43 154V155H42ZM68 154H70V152L68 153ZM112 154V153H111ZM117 154V153H116ZM128 154V153H127ZM32 155V156H33ZM36 155V154H35ZM47 155H49L48 157H47ZM53 155V154H52ZM244 155V154H243ZM255 155V154H254ZM83 156V157H82ZM86 156V155H85ZM110 156V155H109ZM108 156V157H109ZM245 156V155H244ZM243 156V157H244ZM35 157H37V155L35 156ZM37 157V158H38ZM54 157V156H53ZM55 157H57V155L55 156ZM74 157H75V155H74ZM100 157V156H99ZM117 157V156H116ZM126 157V156H125ZM128 157H129V155H128ZM28 158H29V156H28ZM36 158V159H37ZM245 158V157H244ZM254 158V157H253ZM45 159V158H44ZM51 159V158H50ZM49 159V160H50ZM58 159V160H59ZM104 159H106V158H104ZM66 160V159H65ZM83 162H82V161ZM88 160V159H87ZM101 160H102V158H101ZM108 160V159H107ZM252 160H255V159H252ZM26 161V160H25ZM29 161V160H28ZM36 161V160H35ZM39 161V160H38ZM48 161V160H47ZM60 161H59V163H57V161L55 162V163H57V164H60L59 165V167H58V181H57V183L59 184V186L57 187V191H56V189L55 190H53L55 193V196H59V198L58 197H56V199H58L59 200V202H58V200H57V203H58V206L55 208V209H53L52 207H51V209H53V213H51V214H53V220H51V221H49L50 222V226H52V225H56L57 227H61L62 225H57V222H55L54 220L55 219H57V220H59L58 219V216H59V218H62V215H60V213L61 214H63L62 212H64L65 213V215H67L68 214V212H67V210H69L70 209V207H72L74 210H77L78 208H77V206L79 207L80 205H81V203H80V205H77V206H75L76 205V202L79 200V196H77V195H75L74 196V194H75V192L73 193V195H72V191H69V192H71V195H72V197L74 196V197H76V199L78 198V200H76L75 201V198H73L72 199V197H71V199L73 200L72 202H74L73 204H72V202H70L69 204V209H67V210H65L66 208H65V205L67 204L66 203V200H65V196L64 195H66V199H67V196L69 197V193H66V190L68 191L69 189H70V187H69V189L67 188L68 186H70L69 184V182H71V179H70V175H69V169H70V171H71V164H70V162H69V164L70 165H68V163H67V165H66V161H62L61 163H60ZM70 161V160H69ZM90 161V160H89ZM33 162V161H32ZM48 162H52V161H48ZM65 162V163H64ZM105 161H103V163H104ZM30 163V162H29ZM34 163V162H33ZM40 163V164H39ZM75 163V162H74ZM84 163V164H83ZM106 163V162H105ZM257 163V162H256ZM26 164V163H25ZM49 164V163H48ZM118 164V163H117ZM122 164V163H121ZM20 165H21V167H20ZM81 165H83V167H81V168H83V169H81L80 168V166ZM89 165V164H88ZM93 165V164H92ZM115 166H116V164H114ZM113 165V166H114ZM53 166V165H52ZM56 166V165H55ZM58 166V165H57ZM56 166V167H57ZM71 167V168H67V167ZM95 166V165H94ZM115 166H114V168H115ZM255 166V165H254ZM25 167H26V165H25ZM33 167V166H32ZM40 167V168H41ZM56 167H54V168H56ZM88 167V166H87ZM119 166H117L116 168H118ZM37 169L38 171L37 172H39L41 169ZM53 168V167H52ZM76 168H77V166H76ZM75 167H74V169H76ZM89 168V167H88ZM87 168V169H88ZM104 168V167H103ZM115 168V169H116ZM21 169V170H20ZM29 169H31L30 167H29ZM49 168H47V170H48ZM51 169V168H50ZM49 169V170H50ZM68 169V170H67ZM86 169V170H87ZM105 169V168H104ZM119 169V168H118ZM117 169V170H118ZM23 170V171H22ZM46 170V171H47ZM54 170V169H53ZM56 170H57V168H56ZM90 170V169H89ZM111 170H113V169H111ZM21 171V172H20ZM42 171V170H41ZM51 171V170H50ZM74 171H76V170H74ZM73 171V172H74ZM30 172H33V171H31L30 170ZM42 172H44V170L42 171ZM41 172V174L39 173H37L38 174V176L39 175H42L43 177H45V175L47 176V174H44V173H42ZM49 172V171H48ZM56 172V171H55ZM54 172V173H55ZM83 172H86L85 170L83 171ZM91 172V171H90ZM115 172H116V174L118 173V171H116V170H114V173H113V171L111 172L113 175L115 174ZM28 173V172H27ZM27 173H26V175H27ZM51 173H53L52 171H51ZM24 174V173H23ZM71 174V173H70ZM75 174V173H74ZM73 174V175H74ZM78 173H76L75 174V176H72V177H75V178H73L72 179V183H74V184H72V185H75V180L74 179H78L79 180V178H80V181H78L77 180V183H76V185H78L79 186V184H81V177H83V176H81V175H85V173H80V174H78V175H80L81 177H77L76 178V175H77ZM112 174H109V177H107V182H109L110 183V179H111V181L113 180V178H112ZM119 174V173H118ZM36 175V174H35ZM31 176V175H30ZM52 176H53V174H52ZM111 176V177H110ZM26 177V176H25ZM25 177L23 178V179H25ZM41 177V176H40ZM71 177V178H72ZM113 177H116V175L115 176H113ZM123 177V176H122ZM39 178V177H38ZM38 178L36 179V180H38ZM109 178V179H108ZM117 178V177H116ZM22 179V180H23ZM27 179H29L28 177H27ZM46 179L47 178H40V181L41 180H45L44 181V185H43V189L40 187V185L37 183V181L34 183V185L35 186H33V187H31V189H32V193L33 194H35V196H34V200H31V203H29L30 205V210H27L26 212H28V211H31L30 212V219L28 218V223H29V220H30V223L29 224H26L25 226H23V224H25L27 221H25V220H27V219H25L24 221V223L22 222V220H21V222H22V224H19V227L18 228H16L17 230L18 229H20V226L22 225L23 227H25L26 228V226L27 225H29V226H27L28 227V229L26 228L25 230H27L28 232H29V234H28V232L27 231H25L26 232V236L27 235H29L30 237H32V234L30 235V233H31V231H35V229H38V228H34L35 226H36V222H35V220L36 219H34V218H38V216H36L35 214H36V212H38L37 210H40V206H41V204H43L41 201H43L44 202V200H40L39 199V196L40 197H42L41 195H38V193H40L41 191L40 190H44L45 189V185H46ZM56 179V180H57ZM69 179H70V181H69ZM83 179H84V177H83ZM106 179V178H105ZM105 179H104V181H105ZM118 179V178H117ZM30 180H32V179H30ZM109 180V181H108ZM115 180L116 179H114V182H115ZM25 181V180H24ZM28 181V180H27ZM34 181H35V179H34ZM39 181V180H38ZM52 181H54V179L52 180ZM51 181V182H52ZM32 181H30V183H31ZM43 182V181H42ZM56 182V181H55ZM78 182H79V184H78ZM82 182H83V180H82ZM113 182V181H112ZM114 182H113V184H114ZM23 184L25 183V182H22ZM27 183V182H26ZM30 183H29V185H30ZM40 183V182H39ZM54 183V182H53ZM57 183H56V185H57ZM67 183H69V184H67ZM106 183V181L104 182V184ZM116 183V182H115ZM41 185H42V183H40ZM65 184H67L66 185V187L64 186ZM82 184H84V183H82ZM80 185L81 187L83 186V185ZM107 184V183H106ZM106 184H105V186H106ZM25 185V184H24ZM32 185H33V183H32ZM53 185V184H52ZM9 186H11V191L10 192H12V193H7V191H9V190H7V187H9ZM54 187V186H53ZM65 187V188H64ZM72 187H75V186H72ZM80 187V188H81ZM27 188V187H26ZM25 188V189H26ZM41 188V189H40ZM50 188H52V187H50ZM78 189V187H75V189ZM20 189V190H19ZM29 189V188H28ZM64 189H66V190H64ZM74 189V188H73ZM75 189H74V191H75ZM77 189H76V191H77ZM106 189V188H105ZM104 189V190H105ZM108 189V188H107ZM6 190V191H5ZM27 190V189H26ZM51 190V189H50ZM27 191H30V190H27ZM64 191H65V193H64ZM48 192V191H47ZM109 192V191H108ZM108 192L106 191V193L108 194ZM42 193H44L43 191H42ZM42 193H40V194H42ZM49 193V192H48ZM83 193V192H82ZM7 194H10L11 196H12V198H11V200H13L12 202L15 204L14 206L12 205H10V208L11 207H14V208H12V209H6L7 208V206L5 207V208H3V206H5V205H8L9 203L7 202V201H9V199H7L8 197H11L10 195H8L7 196ZM51 194V193H50ZM76 194H80L79 192L78 193H76ZM105 194V193H104ZM26 195V194H25ZM31 195V196H32ZM43 195V194H42ZM49 195V194H48ZM47 195V196H48ZM53 195V194H52ZM81 195V194H80ZM109 195H111V194H109ZM20 196V197H19ZM33 196H32V198H33ZM50 196V195H49ZM62 196H64L63 197V199H62ZM28 197V196H27ZM38 197V198H37ZM104 197V199L105 198H107V197H109V196H107L106 195V197L105 196H103ZM110 197H112V196H110ZM109 197V198H110ZM31 198V197H30ZM49 198V197H48ZM81 198H82V196H81ZM85 198V197H84ZM83 198V199H84ZM21 199H25V200H27L26 198H21ZM42 199V198H41ZM53 199V198H52ZM60 199H61V201L62 202H64V204L65 205H62L63 203L62 202H60ZM70 199V200H71ZM30 200V199H29ZM107 200V199H106ZM112 200V199H111ZM19 201V202H18ZM52 201V200H51ZM84 201V200H83ZM90 201V200H89ZM105 201V200H104ZM109 201V200H108ZM18 202V203H17ZM79 202H82L81 200H79ZM1 203H5V204H1ZM8 203V204H7ZM45 203V202H44ZM50 203V202H49ZM49 203H48V205H49ZM54 203H56V201L54 202ZM60 203H62V204H60ZM108 203V202H107ZM21 204V203H20ZM25 203L23 202V205H24ZM77 204H78V202H77ZM3 205V206H2ZM26 205V204H25ZM57 204H55V206H56ZM83 205V204H82ZM87 205V204H86ZM111 205V204H110ZM2 206V207H1ZM9 206V205H8ZM21 206V205H20ZM19 206V207H20ZM46 206V205H45ZM68 205H66V207H67ZM73 206H75V207H73ZM22 207V206H21ZM43 207V206H42ZM62 207H64V211H62L63 210V208ZM50 208V207H49ZM2 209H0V211H1V214H3V212H2ZM25 209V208H24ZM23 209V210H24ZM51 209H50V212H52L51 211ZM72 209V210H73ZM8 210V211H7ZM74 210L72 211L73 213H77V211H75L74 212ZM10 211V212H11ZM19 211H16V213L14 214L15 216H13V218L15 217V219H16V214H17V212H19ZM22 211V210H21ZM70 212H71V209L69 210ZM25 212V213H26ZM48 212V211H47ZM69 212V213H70ZM71 212V213H72ZM82 212V211H81ZM5 213V214H6ZM12 213V212H11ZM11 213H10V215H8L9 217L10 216H12L11 215ZM20 214V213H19ZM23 214V213H22ZM51 214H49L50 216H52ZM79 214V213H78ZM81 214V213H80ZM25 215V214H24ZM28 215V214H27ZM26 215V217H28ZM48 215V216H49ZM70 215H72V214H70ZM69 215V216H70ZM76 215V214H75ZM1 216H3V215H1ZM0 216V217H1ZM36 216V217H35ZM61 216V217H60ZM68 216V217H69ZM5 217H6V219H5ZM9 217H7V214L5 215V216H3V219L4 220H7V221H5V223H8V218ZM47 217V216H46ZM54 217H55V219H54ZM75 216H73V218H74ZM79 217V216H78ZM2 218V217H1ZM13 218H11L12 220H13ZM18 218V217H17ZM50 218V217H49ZM52 218V217H51ZM10 219V218H9ZM14 219V221H15V223L17 224V222H16V220ZM45 219V218H44ZM67 219V218H66ZM70 219V218H69ZM1 220V219H0ZM4 220H2V222L3 223H0V224H3V225H1V226H3L2 228H4V230H2V228H0L2 231H4V232H6V229H11V236H13L14 234H15V236L16 237H22L23 238V236H22V234H21V236H19L20 235V230L22 231V229H20L19 231H18V233L17 232H15L14 230H16L15 228H12V226H14V227H16V224H13L11 227H8L5 223H4ZM50 220V219H49ZM56 220V221H57ZM63 220V219H62ZM45 221V220H44ZM43 221V222H44ZM63 221H67V220H63ZM73 221H76V220H74L73 219ZM1 222V221H0ZM20 222V221H19ZM20 222V223H21ZM47 222H48V220H47ZM70 222V221H69ZM69 222L67 221V223L66 224H64V227L67 225V224H69ZM9 223H11V222H9ZM12 223H14L13 221H12ZM38 223V222H37ZM54 223H56V224H54ZM60 223V222H59ZM74 223V222H73ZM38 224H40V223H38ZM61 224V223H60ZM75 224V223H74ZM72 222H71V224L69 225L70 226V228H71V230H70V233H71V231H72ZM81 225V224H80ZM45 226H47V225H45ZM44 226V227H45ZM55 226V228H56V231H54L55 229H53V231L54 232H56L57 233V230L58 231H60L59 229H61V228H58L57 229V227ZM69 226H67V227H63L64 229H62L63 230V233H61V234H63V236L65 235V236H68V237H65L66 238V240H68V238H69V241H71L70 240V236L72 235H68L67 234V232H69V231H67V228H68V230H69ZM82 226V225H81ZM8 227V228H7ZM78 227V226H77ZM39 228H41V226L39 227ZM43 228V227H42ZM47 228H48V226L47 227H45V230H46V234H48L47 236H49V237H47V240H49L50 239V241H51V238L54 236V234H53V236H52V234L51 233H54V232H52V227H49V229L51 228V230H50V235H49V233H47V232H49V229H48V231H47ZM13 229V230H12ZM78 229V228H77ZM0 230V231H1ZM24 230V229H23ZM81 230H83V226H82V229ZM12 231L14 232L13 234H12ZM37 231V230H36ZM35 231V232H36ZM66 231V232H65ZM79 231H80V229H79ZM24 232V233H25ZM77 232H78V230H77ZM1 233H3V232H0V235H6V233L10 236V233L7 231L6 233H4V234H1ZM24 233H23V235H24ZM43 233H44V231H43ZM60 233V232H59ZM69 233V234H70ZM73 233V232H72ZM82 233V232H81ZM58 234V233H57ZM56 234V235H57ZM60 234V235H61ZM83 234V233H82ZM42 235V234H41ZM56 235L53 237V240L55 239V237H56ZM59 235V234H58ZM74 235H76V234H74ZM7 236V235H6ZM5 236V237H6ZM15 236H13V237H15ZM28 236V237H29ZM36 236V235H35ZM34 236V237H35ZM73 236V235H72ZM2 237V236H1ZM5 237H3V238H0V240L1 241H3L2 243H4V238ZM28 237H27V240H28ZM30 237H29V240H30ZM37 237V236H36ZM39 237V236H38ZM41 237V236H40ZM77 237H79V236H77ZM82 237V236H81ZM7 238L9 239L10 237H8L7 236ZM7 238H5V240H7ZM17 238V239H18ZM25 238V237H24ZM65 238H64V240H65ZM15 240H16V238H15ZM39 240L41 241V238H39ZM42 240H43V238H42ZM72 240H73V238H72ZM0 241V242H1ZM10 241H11V238H10ZM17 241V240H16ZM16 241H12V242H16ZM18 241H20V240H18ZM17 241V242H18ZM34 241V240H33ZM32 241V238H31V242L30 243H32L33 242ZM49 241V242H50ZM6 242V241H5ZM21 242V241H20ZM20 242H18V243H20ZM36 242V241H35ZM72 242V241H71ZM82 242V241H81ZM8 243V242H7ZM11 243V242H10ZM26 243V242H25ZM12 244H14V243H12ZM17 243H15V245H16ZM22 244V243H21ZM81 244V243H80ZM1 246H2V244H0ZM10 245V244H9ZM18 245V244H17ZM32 245V244H31ZM60 245V244H59ZM72 245V244H71ZM0 246V248H2ZM6 246V245H5ZM5 246H4V248H5ZM37 246V245H36ZM36 246H35V248H36ZM42 246V245H41ZM48 246V245H47ZM61 246H63L62 244H61ZM74 246H75V244H74ZM13 247H15L14 245H13ZM43 247H45V246H43ZM51 247V246H50ZM60 247V246H59ZM8 248V247H7ZM38 248V247H37ZM52 248H53V246H52ZM57 248V247H56ZM63 248H65V247H63ZM79 248V247H78ZM12 249V248H11ZM13 249H15L16 251H17V253L18 252H20L19 250V248H18V246L16 247V248H13ZM23 249H24V247H23ZM27 249V248H26ZM26 249H24L25 251H26ZM31 249V248H30ZM30 249H28V250H30ZM44 249V248H43ZM50 249V248H49ZM61 249V248H60ZM79 249H81V248H79ZM5 250V249H4ZM3 249H2V252H0V257H2V259H3V256H1L3 253L4 254H6L5 252H3L4 251ZM9 250V249H8ZM6 250L7 252H9V251H11V250ZM22 250V249H21ZM55 250V249H54ZM53 250V251H54ZM59 250V249H58ZM13 251V250H12ZM16 251L14 252V253H16ZM39 251H41V250H39ZM45 251H46V249H45ZM44 251V252H45ZM52 251V250H51ZM50 251V252H51ZM53 251H52V253H53ZM61 251H62V249H61ZM65 251V250H64ZM64 251H63V253H64ZM32 252V251H31ZM49 252V253H50ZM59 252V251H58ZM2 253V254H1ZM16 253V254H17ZM23 254L24 252H20V254ZM26 253V252H25ZM25 253L23 254V255H20V254H18L17 255V257H16V254H14V256L15 257H12L13 255H12V253H11V257H12V259H10V260H12L13 261V258H16V260L14 259V261L15 262H13L12 264H21L22 262H23V260H21V259H23V257H24V261H25V258H27V253H26V257H25ZM36 253H40V252H36ZM46 253H48V252H46ZM51 253V254H52ZM69 253H70V251H69ZM31 254V253H30ZM57 254V253H56ZM55 254V255H56ZM59 254V253H58ZM64 254H67V251L64 253ZM64 254H61V255H64ZM72 254V253H71ZM77 254V253H76ZM8 255V254H7ZM50 255V254H49ZM55 255H54V257H55ZM75 255V254H74ZM22 258H21V257ZM30 256V255H29ZM43 256V255H42ZM53 256V255H52ZM51 256V257H52ZM58 256V255H57ZM66 256H68V255H66ZM70 256V255H69ZM11 257H9V258H11ZM46 257V254H45V256H44V258ZM62 257H64V256H62ZM61 257V258H62ZM72 257H73V254H72ZM5 258V257H4ZM32 258V257H31ZM46 258H48V257H46ZM60 258V257H59ZM58 258V259H59ZM61 258H60V260L59 261H62L61 260ZM65 258H67V257H64L63 258V261H64V259ZM81 258V257H80ZM1 259V260H2ZM50 259V258H49ZM49 259H47V261H49ZM52 260H53V262H54V258H51ZM75 259V258H74ZM43 260V259H42ZM51 260V261H52ZM69 260H70V258H69ZM76 260H78V259H76ZM22 261V262H21ZM31 261V260H30ZM36 261V260H35ZM46 261V260H45ZM56 261H57V259H56ZM62 261V262H63ZM66 261H68L67 259H66ZM10 262V261H9ZM41 262V261H40ZM71 262H73V261H71ZM76 262H78V261H76ZM6 263V262H5ZM35 263V262H34ZM48 263V262H47ZM49 263H50V261H49ZM57 263V262H56ZM59 263V262H58ZM80 263V262H79ZM0 264H1V262H0ZM22 264H25V262L24 263H22ZM28 264V263H27ZM43 264H46V262H44ZM59 264H62L61 262L59 263ZM72 264V263H71ZM73 264H74V262H73ZM81 264V263H80Z\"/></svg>",
	"mask_w": 264,
	"mask_h": 264
}]
</instances>
